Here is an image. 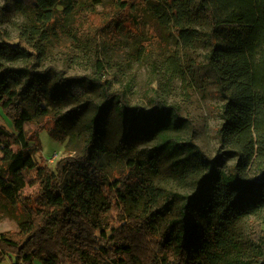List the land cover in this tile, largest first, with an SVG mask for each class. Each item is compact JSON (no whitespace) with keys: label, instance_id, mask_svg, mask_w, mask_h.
<instances>
[{"label":"trees","instance_id":"trees-1","mask_svg":"<svg viewBox=\"0 0 264 264\" xmlns=\"http://www.w3.org/2000/svg\"><path fill=\"white\" fill-rule=\"evenodd\" d=\"M187 3L114 0V7L102 12L98 6L103 0H34L30 17L18 31L24 43L39 49L38 41H51L57 26L65 30L66 23L74 43L84 48L91 41L87 34L98 23L113 33L140 35L143 4L160 22L173 23L185 39L182 17ZM198 5L211 24L205 39L211 46L207 65L224 100L218 158L206 155L191 138L171 135L188 121L179 107L158 97L152 110H137L123 90L111 91L110 75L97 60L95 76L63 77L58 71L51 85V66L37 72L33 63L25 64L26 87L35 95L39 114L52 121L48 134L58 142L65 141L67 132L61 116L50 115L43 104L51 87L78 99L87 87L97 85L105 97L91 117L84 155L65 157L54 170L38 163L32 155V133L25 128L32 114L24 88L8 75V64L26 50L0 42V108L13 127L0 125V205L19 222L18 230L0 234V264L13 256L12 264H264L263 221L251 218L264 210V0H200ZM114 99L121 103L123 153L129 151L130 132L141 119L161 132L156 154L170 161L179 179L195 182L178 216L166 219L160 214L172 211L175 193L157 210L127 211L131 198L156 204L160 156L132 157L108 176L97 165L99 158L88 151L104 134L103 121ZM225 155L237 159L231 171L219 168ZM68 171L85 190L101 193L99 206L82 212L70 202L63 184ZM28 185L35 188L26 192ZM243 220L247 240L240 231Z\"/></svg>","mask_w":264,"mask_h":264},{"label":"rangeland","instance_id":"rangeland-1","mask_svg":"<svg viewBox=\"0 0 264 264\" xmlns=\"http://www.w3.org/2000/svg\"><path fill=\"white\" fill-rule=\"evenodd\" d=\"M199 1L188 0L187 11L182 17L183 25L187 28L185 39L173 23L160 22L161 19L151 12L150 7L143 8L142 4L144 29L140 35L113 33L103 27L104 24L98 23L87 34L91 41L83 48L74 43V37L69 33V24L65 23V30L57 26V36L49 42L38 41L39 49H36L24 43L18 31L20 23L27 22L30 17L34 0H0V42L17 45L21 50H26L17 62L8 64V75L13 84L24 88L23 96L28 101L27 106L32 114V122L27 123L25 128L32 133L33 158L54 170L61 159L84 155L93 128L91 117L105 97L101 87L97 85L87 87L86 95L78 99L67 93L50 91L53 88L51 87L46 94L48 100L43 104L50 115L61 116V126L67 132L65 141L58 142L48 134L52 121H47L39 114L35 95L26 87L29 74L25 64L33 63L37 72L51 66L53 69L47 73V81L51 85L53 81H57L58 71H62L63 77L95 76L97 60L101 61L106 73L110 75L111 91L123 90L129 105L137 107V110H152L158 97H162L167 104L179 107L180 114L188 121L179 132L172 131L171 135L181 140L191 138L206 155L218 158L221 145L219 129L223 121L221 108L224 100L207 65L206 55L211 46L205 39L211 24L199 7ZM113 7L114 0H103L98 10L103 12ZM120 105L115 99L110 103L103 121L104 134L94 144V148H88V151H93L99 158L97 165L108 176L111 170L124 165L123 162L132 157L144 159L160 156L155 151L160 130L150 127L141 119L134 122L130 132L129 151L123 153L120 144ZM3 123L13 128L11 121L0 108V125ZM159 158H162L161 169L154 185L160 196L156 199V204L150 206L146 201L131 198L127 207L129 213L157 210L165 204L168 194L175 193L172 211L166 210L160 214H164L163 218L166 219L176 217L180 214L184 197L195 191L196 184L193 179H179L170 161L164 159V155ZM236 162V158L225 155L220 157L218 165L220 169L231 171ZM63 184L69 190L70 202L82 212L91 211L103 201L101 193L85 190L84 185L74 178L71 171L65 174ZM34 188L28 185L25 191ZM256 217L261 218L264 228V210L251 218ZM246 226L247 222L243 220L240 231L247 240ZM18 229V220L0 205V234ZM13 258L14 256L3 264H12ZM36 264L42 263L37 261Z\"/></svg>","mask_w":264,"mask_h":264}]
</instances>
